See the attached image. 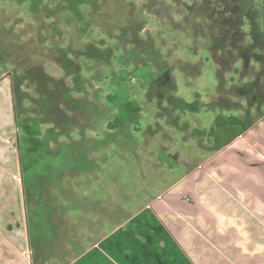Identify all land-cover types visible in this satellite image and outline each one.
I'll return each instance as SVG.
<instances>
[{"label": "rangeland", "instance_id": "obj_1", "mask_svg": "<svg viewBox=\"0 0 264 264\" xmlns=\"http://www.w3.org/2000/svg\"><path fill=\"white\" fill-rule=\"evenodd\" d=\"M57 3L0 0V80L11 87L25 78L14 95L18 119L39 118L47 136L26 167L33 249L53 239L49 206L66 208L65 190L76 202L66 220L85 221L82 230L106 214L90 213L97 193L104 204L114 198L111 216L120 219L138 208L117 204L119 196L148 185L146 192L179 193L192 180L204 197L206 213L198 220L209 238L202 244L209 249L206 263L255 264V254L264 256V0H95L80 6L81 21L68 11L53 15ZM114 94L116 103H109ZM66 96L73 103L62 118L54 97L65 115ZM124 99L141 112L137 124L115 137L105 123ZM230 115L245 120L249 131L230 140L223 133L211 137L216 118ZM54 121L63 128L50 133ZM187 215H177L185 227L178 242L191 255L196 229ZM74 240L76 251L89 249L88 238ZM68 248L58 254L66 256ZM100 253L128 264L107 244Z\"/></svg>", "mask_w": 264, "mask_h": 264}, {"label": "trees", "instance_id": "obj_2", "mask_svg": "<svg viewBox=\"0 0 264 264\" xmlns=\"http://www.w3.org/2000/svg\"><path fill=\"white\" fill-rule=\"evenodd\" d=\"M57 1V0H56ZM95 0H58L57 5H54L50 7V9H53V15L57 14L59 12L63 11H68L72 13L77 20L81 21L82 20V13L80 10L81 5L85 4H93ZM33 5V2H32ZM56 7V8H55ZM53 46H56L54 44ZM61 46L55 47V51L57 52L58 55H60L62 60H67L66 58L68 55L65 54V50H61ZM68 53L70 54L69 50ZM68 67V65L66 66ZM15 78V77H14ZM25 78H19V82H14L12 81V86H11V91H12V96H13V103H14V95L18 93V91L21 89L20 86L21 84L24 83ZM57 98L58 102V109L60 112V116L63 118L67 115L68 111H71V109L67 110L68 106H72L73 100L70 97H64L65 98V115H62L63 113V108L60 107V104H62L59 100V97H54ZM108 101L109 103L113 102V104L116 103V95L114 94L112 97L108 96ZM42 106H49V102L47 100H43V102H40ZM117 112H115L112 116V118L105 123V128L107 129L108 132H111L112 134H115V137H117L120 133H123L124 130L129 129L130 125H135L137 124V116L141 112V109L132 101L130 100H123V102L119 103L117 106ZM17 103H14V118H15V124L18 129V133L16 136V146H17V151L19 155V162H20V167H21V175H22V181H23V186L25 188L26 192V200L27 204L29 207L32 205L31 201V195L27 193L26 190L28 189V179L30 178L29 176L31 175V171L27 170V162L32 155L33 151L36 149V145H38V148L40 146H43L42 141L45 139V136L42 131H41V126L44 124L39 118H26L25 120H20L18 119L19 115L17 112ZM53 128L52 130H49L50 133L53 131L55 132L56 127L57 128H63L62 125H59V121H54ZM249 131V127L246 123L245 120L237 117V116H227V117H217L215 120V127L210 130V136H214L217 138L216 135L223 133L226 135V139H232L237 137L238 134H243L245 132ZM42 152L41 150H38L35 152V154H39ZM32 170V169H30ZM200 175V174H199ZM203 175V174H202ZM202 175L200 178H202ZM35 179V178H34ZM192 180H189L185 187L179 190V193L174 190H164V191H154L155 189L148 190L146 192V189L149 188L151 189V186H147L146 189L141 192V193H136V194H129V197L126 199L119 198L116 199L117 204L118 203H123L125 202V205H134L137 206L138 210L134 212L133 210H126V215L120 219H115L111 216L113 213V210L115 212V208L118 207V205L114 204V198L111 201V204L108 203V200L110 199L109 195L106 201V204L103 203L102 200L103 198L100 199L97 197L98 193L96 194L95 198L96 200L91 201L90 203V213L91 215H95L97 218L100 213L104 210L106 213L104 218L101 220L98 219H93L89 221V225L86 227L84 226L82 230L79 228L83 226V223H79L78 221H72V220H66V216L69 214V208H76L73 205L75 203L72 202V197L71 195L73 194L70 190H65V192L62 193V196L64 197V201L66 205H68L66 208L61 210V212H58V206H55V208H51V213H50V218L52 217L53 220V227L55 229V235L53 236V239L49 241L46 247H42L41 249H33V243H31V248L33 250V261L34 264H47L51 263L52 260H55V263L58 264H68L70 263L74 258L77 256L81 255L85 250L82 248H78L76 251L72 246L76 245V241L74 238L79 237V236H84L89 239V245H94L98 241H100L106 234L107 231H105L104 225H108V229L112 230L129 220L134 214H136L138 211L143 209L144 207L150 206V208L155 212L158 216H160L163 220V223L167 226L171 234L177 239V241L182 243L183 239V231L185 229L184 227V222L180 221L178 219V216L180 213H188L187 217L189 216L194 220V229H196V235H194V245L196 246L194 249L193 254H188L189 257L191 258V261L193 264H208L206 263L208 256H207V248L203 247L202 244L209 239L205 233L202 231V226L200 221L198 220V215L206 213V211L203 209L202 203H201V198H204L202 195V192H196L195 187H192L191 184ZM200 179H195V182L193 183L194 186L196 183H198ZM35 188H36V183H35ZM160 189V188H157ZM162 190V189H161ZM36 191V190H34ZM33 191V192H34ZM207 191V190H206ZM155 194H153V193ZM38 195L37 191L36 193H33V195ZM30 196V197H29ZM39 196V195H38ZM40 197V196H39ZM29 198V199H28ZM121 198V199H120ZM137 198H142V202L136 201ZM111 200V199H110ZM39 202L35 201L34 204H37ZM42 203V200H41ZM42 205H49L47 202L42 203ZM92 205V206H91ZM185 206L187 212H185L184 209L179 208V206ZM181 206V207H182ZM102 209V210H101ZM45 212V211H42ZM66 212V213H65ZM67 214V215H66ZM166 214L167 215L166 217ZM114 215V214H113ZM27 218H28V223H29V216H30V211L29 209L27 210ZM174 218V220H173ZM46 223V222H45ZM30 225V223H29ZM78 225V226H77ZM69 228V229H68ZM103 229V230H102ZM109 230V231H110ZM105 232V233H103ZM95 233H97L95 236H93ZM61 235H64L65 241L64 245H62L61 240ZM215 235V234H214ZM215 240H218L219 238L215 235L214 236ZM215 240L211 241V245L215 243ZM188 243V241H185ZM39 246V245H38ZM78 246V244H77ZM40 247V246H39ZM70 247V248H68ZM68 248V252L66 253V256L64 254L59 255L58 250L63 251ZM183 248V247H182ZM213 248V247H211ZM214 250L217 249L213 248ZM183 250L186 252L185 248ZM252 251V250H250ZM43 256L41 259L40 257ZM63 257V258H60ZM68 256V259H66ZM57 257V258H56ZM255 264H264V256H257L255 254ZM253 258V259H254ZM246 262V261H245Z\"/></svg>", "mask_w": 264, "mask_h": 264}, {"label": "crops", "instance_id": "obj_3", "mask_svg": "<svg viewBox=\"0 0 264 264\" xmlns=\"http://www.w3.org/2000/svg\"><path fill=\"white\" fill-rule=\"evenodd\" d=\"M0 86L3 89L6 87L0 95V264H34L26 192L16 146L18 129L12 91L4 79L0 80ZM140 214L146 218H135ZM104 244L128 264H193L162 218L150 206L107 232L100 241L68 264H96V259L102 264H115L110 256L107 258L100 253Z\"/></svg>", "mask_w": 264, "mask_h": 264}]
</instances>
